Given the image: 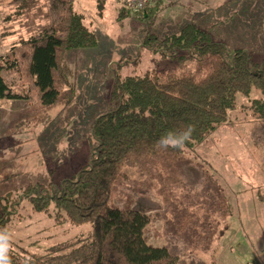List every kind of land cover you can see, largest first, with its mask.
Masks as SVG:
<instances>
[{
    "label": "rangeland",
    "instance_id": "rangeland-1",
    "mask_svg": "<svg viewBox=\"0 0 264 264\" xmlns=\"http://www.w3.org/2000/svg\"><path fill=\"white\" fill-rule=\"evenodd\" d=\"M119 4L106 0L99 13L96 0H75L97 44L67 54L76 83L70 106L42 115L24 97L0 101V196L12 201L29 184L57 185L89 163L96 145L90 139L91 127L97 116L112 108L109 98L116 76L194 70L193 62L162 57L165 50L156 43L142 46L146 39L159 40L194 24L227 49L247 51L253 64L264 59V0H149L153 12L144 20L136 13L119 16ZM12 11L9 0H0V24L13 31L3 39L4 52L29 35L18 20L2 21ZM14 89L23 93L22 87ZM255 100H264V95L254 89L238 93L226 121L193 149L131 156L120 166L112 204L148 213L147 241L167 247L178 264H264V229L248 215L253 205L264 208V124L253 108ZM222 193L228 197L229 214L217 198ZM7 211L4 214L0 204L12 233L11 253L24 260L30 255L60 256L63 251L53 249L91 229L89 224H57L48 214L33 212L27 198ZM193 216L196 221L178 226V233L191 243L166 233L167 218L183 222ZM214 221L216 233L204 249L202 238ZM219 229L223 233L217 236Z\"/></svg>",
    "mask_w": 264,
    "mask_h": 264
},
{
    "label": "trees",
    "instance_id": "trees-1",
    "mask_svg": "<svg viewBox=\"0 0 264 264\" xmlns=\"http://www.w3.org/2000/svg\"><path fill=\"white\" fill-rule=\"evenodd\" d=\"M96 2L98 12L102 13L106 0ZM9 3L13 11L2 21L18 20L29 35L14 42L0 57V101L24 97L28 106L42 115L56 107L70 106L75 99L76 83L67 54L73 48L97 44L85 14L75 8V0H9ZM116 7L119 16L136 13L137 18L144 20L151 17L154 5L148 0L139 8L123 1ZM10 27L0 24L2 40L13 33ZM146 40L142 46L156 43L158 49L165 50L162 57L175 58L180 64L193 62L194 70L181 73L146 70L124 78L116 76L109 98L112 108L97 116L91 127L90 139L96 145L89 163L57 185L49 183L46 188L38 183L29 184L24 194L12 201L7 195L0 196L4 214H8L9 205L27 198L33 212L46 213L57 224L91 226L85 234L53 249L63 251L62 255H30L27 264H178L176 255L167 247L147 241L148 213L112 204L120 166L131 156L181 153L182 150L160 148L158 141L166 133L181 131L188 125L195 130L184 148L199 145L226 121L238 93L247 95L254 89L264 95V59L255 65L247 51L227 49L194 24H186L159 40ZM15 86L22 87L23 93H16ZM253 108L264 124V100H255ZM217 198L229 214L228 197L222 193ZM248 215L256 222L264 217V208L253 205ZM7 217H1L0 213V229L9 230ZM193 221L194 216L183 222L167 218L166 233L180 235L178 226ZM215 225L214 221L208 234L200 236L206 241L204 249L216 233ZM218 232L216 235L220 236L223 230ZM11 255L13 264H25L26 260Z\"/></svg>",
    "mask_w": 264,
    "mask_h": 264
},
{
    "label": "clouds",
    "instance_id": "clouds-1",
    "mask_svg": "<svg viewBox=\"0 0 264 264\" xmlns=\"http://www.w3.org/2000/svg\"><path fill=\"white\" fill-rule=\"evenodd\" d=\"M194 126L188 125L185 129L178 132H168L161 136L158 141V146L162 149H177L183 150L186 143L192 138L194 132ZM12 233L7 229H0V264H13L12 259ZM27 259L25 264H27Z\"/></svg>",
    "mask_w": 264,
    "mask_h": 264
},
{
    "label": "crops",
    "instance_id": "crops-1",
    "mask_svg": "<svg viewBox=\"0 0 264 264\" xmlns=\"http://www.w3.org/2000/svg\"><path fill=\"white\" fill-rule=\"evenodd\" d=\"M116 2L120 3V2H123V0L122 1L116 0ZM0 15H1V12H0ZM6 52L3 51V40L0 38V57L4 56L6 54ZM260 221L261 220L258 218V220H256V223H258L261 226V228L264 229V222L260 223Z\"/></svg>",
    "mask_w": 264,
    "mask_h": 264
},
{
    "label": "built area",
    "instance_id": "built-area-1",
    "mask_svg": "<svg viewBox=\"0 0 264 264\" xmlns=\"http://www.w3.org/2000/svg\"><path fill=\"white\" fill-rule=\"evenodd\" d=\"M148 0H134L133 4L136 6V7H142L143 4H145Z\"/></svg>",
    "mask_w": 264,
    "mask_h": 264
}]
</instances>
